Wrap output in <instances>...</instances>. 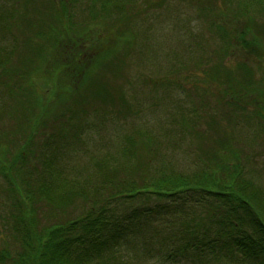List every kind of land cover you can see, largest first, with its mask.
<instances>
[{
  "label": "rangeland",
  "instance_id": "obj_1",
  "mask_svg": "<svg viewBox=\"0 0 264 264\" xmlns=\"http://www.w3.org/2000/svg\"><path fill=\"white\" fill-rule=\"evenodd\" d=\"M263 47L264 0H0V75L20 64L0 80V251L24 250L28 207L42 231L94 204L101 264H253L187 233L218 227L219 198L167 189L240 162L264 198Z\"/></svg>",
  "mask_w": 264,
  "mask_h": 264
},
{
  "label": "trees",
  "instance_id": "obj_2",
  "mask_svg": "<svg viewBox=\"0 0 264 264\" xmlns=\"http://www.w3.org/2000/svg\"><path fill=\"white\" fill-rule=\"evenodd\" d=\"M244 9L248 10L247 7H244ZM212 14L214 15L213 12ZM214 26L220 28L221 32L226 31L219 18L214 20ZM246 35V32L240 30L237 38L245 41ZM229 38L231 39V37ZM13 50L15 51V48ZM228 54H231V52ZM6 56L1 58L0 68L4 66ZM83 62L85 61L83 60ZM71 63L73 62L68 63V60H66L63 66L66 67L69 74L71 71L72 74H76L77 70L74 69L76 64L72 66ZM19 65L18 63L15 67H5L3 71L1 69L0 80L3 76H5V81H7L6 76H8L9 81L12 80V76L16 75ZM60 66L62 65L60 64ZM22 73L24 74V80L22 76L21 78L27 92L28 84L26 79L30 78V74L26 68L22 69ZM240 85L239 90L233 91L239 95H245L248 89L243 88L245 85ZM30 94L32 95L31 92ZM229 103L241 104L237 101ZM256 113L264 119L262 112L256 111ZM103 161L101 162L102 164H104ZM43 173H39V175ZM241 175L240 162L236 164L227 163L217 170L211 169L209 177L196 174V178L199 177L200 180L178 183L176 186L172 185L167 191L170 190L173 193L176 189L188 188L190 185H194L219 198L217 202L209 206V210L206 212L210 220L216 218L219 223L217 224L218 227L213 232H210V226H206L202 230H196L190 226L187 227V233L193 237L195 232L197 234L196 237L201 239H206L210 233H213L208 238L209 241L202 242L199 246L211 251H226V255L234 259L249 258V261L253 264H264V198L260 194L258 195L257 190L259 191V189H256L249 180ZM125 186L120 184L117 187L120 192L118 195H129L132 197V193L148 189L147 187H137L133 183L129 184V189L122 188ZM163 189L161 188L158 193L163 195L170 194V192H163ZM227 202L232 204V214L229 212L231 218L225 216L221 211L227 205ZM28 209L27 213L21 212V217L18 219L19 231L24 241V250H21L17 257L11 256L5 250L0 251V264H6L8 260L12 264H101V246L102 244L103 246L105 245L108 238L102 234L104 222L100 218V214H95L96 208L94 204L86 209L85 214L76 220L69 221L67 217L61 214L55 223L45 226L42 231L33 229V210L31 207H28ZM77 224H79L80 230L76 231V233L65 228L66 226L73 228ZM198 225L201 226V223L198 222ZM78 247L80 250L76 251ZM106 257V255L103 256L104 259Z\"/></svg>",
  "mask_w": 264,
  "mask_h": 264
}]
</instances>
